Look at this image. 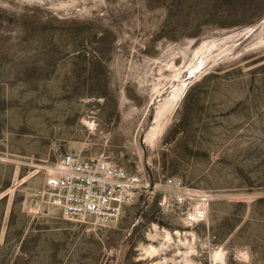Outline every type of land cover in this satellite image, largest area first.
I'll return each instance as SVG.
<instances>
[{"label":"rangeland","instance_id":"374dc122","mask_svg":"<svg viewBox=\"0 0 264 264\" xmlns=\"http://www.w3.org/2000/svg\"><path fill=\"white\" fill-rule=\"evenodd\" d=\"M67 152L208 192L206 224L65 220ZM0 264H264V0H0Z\"/></svg>","mask_w":264,"mask_h":264},{"label":"built area","instance_id":"2783aa9c","mask_svg":"<svg viewBox=\"0 0 264 264\" xmlns=\"http://www.w3.org/2000/svg\"><path fill=\"white\" fill-rule=\"evenodd\" d=\"M43 193L65 220H89L98 227L116 221L141 199L145 208L154 204L163 218L186 226L206 224L212 198L208 192L186 187L176 178L165 177L151 185L144 177L127 174L103 156L82 157L75 152L58 157L45 177Z\"/></svg>","mask_w":264,"mask_h":264},{"label":"bare ground","instance_id":"6f19581e","mask_svg":"<svg viewBox=\"0 0 264 264\" xmlns=\"http://www.w3.org/2000/svg\"><path fill=\"white\" fill-rule=\"evenodd\" d=\"M50 171H51V169H50ZM168 240V237H166V241ZM153 251H155V250H148V253H151V252H153ZM220 256H221V254L219 253V252H217V253H215L214 254V258L217 260V259H219L220 258ZM221 259V258H220Z\"/></svg>","mask_w":264,"mask_h":264}]
</instances>
